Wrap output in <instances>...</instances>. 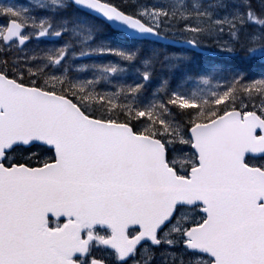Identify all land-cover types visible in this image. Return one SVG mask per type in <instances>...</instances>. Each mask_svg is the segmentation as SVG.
<instances>
[{"label": "snow or ice", "instance_id": "1", "mask_svg": "<svg viewBox=\"0 0 264 264\" xmlns=\"http://www.w3.org/2000/svg\"><path fill=\"white\" fill-rule=\"evenodd\" d=\"M261 130L264 0H0V264H264Z\"/></svg>", "mask_w": 264, "mask_h": 264}, {"label": "water", "instance_id": "2", "mask_svg": "<svg viewBox=\"0 0 264 264\" xmlns=\"http://www.w3.org/2000/svg\"><path fill=\"white\" fill-rule=\"evenodd\" d=\"M264 133V130H261ZM233 145L239 151L251 150L255 148L264 147V139L257 143H252V135L245 132L242 135H237L233 138ZM56 206H54L55 209Z\"/></svg>", "mask_w": 264, "mask_h": 264}]
</instances>
